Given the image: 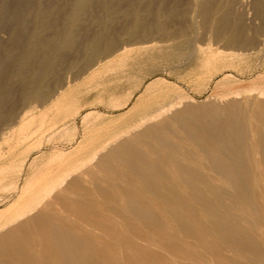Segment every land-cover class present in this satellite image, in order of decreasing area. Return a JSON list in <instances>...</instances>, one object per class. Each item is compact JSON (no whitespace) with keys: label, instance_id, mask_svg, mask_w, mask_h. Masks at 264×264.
<instances>
[{"label":"rangeland","instance_id":"1","mask_svg":"<svg viewBox=\"0 0 264 264\" xmlns=\"http://www.w3.org/2000/svg\"><path fill=\"white\" fill-rule=\"evenodd\" d=\"M243 1L0 0V224L170 102L264 90V0Z\"/></svg>","mask_w":264,"mask_h":264},{"label":"bare ground","instance_id":"2","mask_svg":"<svg viewBox=\"0 0 264 264\" xmlns=\"http://www.w3.org/2000/svg\"><path fill=\"white\" fill-rule=\"evenodd\" d=\"M252 91L180 96L94 165L58 173L0 224V264H264V90Z\"/></svg>","mask_w":264,"mask_h":264}]
</instances>
